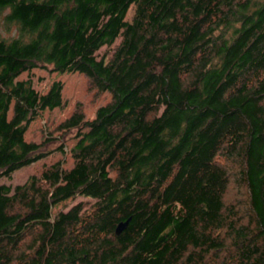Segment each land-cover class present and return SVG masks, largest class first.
<instances>
[{
  "label": "trees",
  "instance_id": "16d2710c",
  "mask_svg": "<svg viewBox=\"0 0 264 264\" xmlns=\"http://www.w3.org/2000/svg\"><path fill=\"white\" fill-rule=\"evenodd\" d=\"M5 8L20 33H0V178L48 155L25 133L63 104L61 81L40 93L21 73L78 71L111 100L60 124L78 130L70 169L0 184V264H264V0ZM78 195L91 209L55 212Z\"/></svg>",
  "mask_w": 264,
  "mask_h": 264
},
{
  "label": "rangeland",
  "instance_id": "374dc122",
  "mask_svg": "<svg viewBox=\"0 0 264 264\" xmlns=\"http://www.w3.org/2000/svg\"><path fill=\"white\" fill-rule=\"evenodd\" d=\"M10 12L9 8L0 10V33L3 37L12 38L18 36L20 31L16 24H7L5 18ZM134 13V7H131L127 14V20H131ZM122 36H119L111 46L102 47L97 54L106 57L114 51L115 47L121 42ZM31 78L33 86L40 93H46L53 82L61 81L63 84L62 98L63 104L53 109L46 108L42 113L33 119L26 130L25 139L44 144V148L49 152L44 158L35 161L32 164L23 166L15 170L11 176L0 178V184H7L15 187L23 184L32 175H40L44 167L57 161H62L65 168L70 169L73 164V158L70 148L77 141V129L63 131L60 130V124L69 118L76 110L84 113L86 119H93L97 110L102 105L111 100L109 92H98L94 89L87 76L81 72H59L52 71L49 68H34L31 71L21 73L17 80ZM64 146V150L60 149ZM240 198V196H238ZM237 198V199H238ZM83 202L87 208L92 207L93 199L78 195L75 198L67 200L57 206V211H68L73 205ZM225 261V260H224ZM223 261V262H224ZM220 262L219 264H225ZM227 264H236L228 262Z\"/></svg>",
  "mask_w": 264,
  "mask_h": 264
},
{
  "label": "water",
  "instance_id": "95a60500",
  "mask_svg": "<svg viewBox=\"0 0 264 264\" xmlns=\"http://www.w3.org/2000/svg\"><path fill=\"white\" fill-rule=\"evenodd\" d=\"M129 219L126 221H122L118 224L117 228H116V233L120 234L129 224Z\"/></svg>",
  "mask_w": 264,
  "mask_h": 264
}]
</instances>
